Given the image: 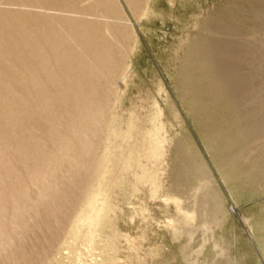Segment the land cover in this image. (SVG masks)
I'll list each match as a JSON object with an SVG mask.
<instances>
[{"label": "rangeland", "instance_id": "rangeland-1", "mask_svg": "<svg viewBox=\"0 0 264 264\" xmlns=\"http://www.w3.org/2000/svg\"><path fill=\"white\" fill-rule=\"evenodd\" d=\"M0 6V264H264V0Z\"/></svg>", "mask_w": 264, "mask_h": 264}, {"label": "bare ground", "instance_id": "bare-ground-1", "mask_svg": "<svg viewBox=\"0 0 264 264\" xmlns=\"http://www.w3.org/2000/svg\"><path fill=\"white\" fill-rule=\"evenodd\" d=\"M16 6V5H15ZM41 6V5H40ZM0 7H2V6H0ZM5 8H8V7H6V6H4ZM21 7H23V6H21ZM25 7V6H24ZM27 7V6H26ZM29 7V6H28ZM3 8V7H2ZM19 8V7H18ZM33 8V7H32ZM115 35V34H114ZM231 50V49H230ZM227 51V50H226ZM222 63V62H221ZM222 65V64H221ZM231 65H233V64H231ZM230 65V66H231ZM216 66H218V68H219V65H216ZM225 66V65H224ZM230 69H229V71H231V67H229ZM237 69V68H236ZM224 70V69H223ZM226 70H228V69H226ZM233 71V70H232ZM224 72V71H223ZM227 72V71H226ZM234 73V72H233ZM239 74V73H238ZM235 75H236V73H235ZM237 76H239V75H237ZM235 81V80H234ZM221 82V81H220ZM237 84L236 85H239L238 83L239 82H236ZM234 84H235V82H234ZM236 87H238V86H236ZM246 87H248V85L246 86ZM241 118V117H240ZM241 120V119H240ZM245 121V120H244ZM239 122V121H238ZM243 122V121H242ZM244 124V123H243ZM242 125V124H241ZM244 127V126H243ZM95 210V209H94ZM97 213V212H96ZM99 214V213H98ZM95 216H97L96 214H95ZM93 218V217H92ZM78 221V220H77ZM90 222V221H89ZM88 224V223H87ZM88 226V225H87ZM90 226V225H89Z\"/></svg>", "mask_w": 264, "mask_h": 264}]
</instances>
